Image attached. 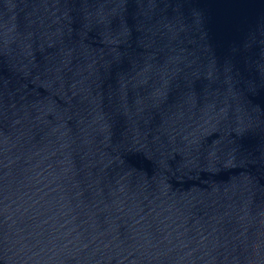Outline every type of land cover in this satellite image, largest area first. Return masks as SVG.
Segmentation results:
<instances>
[{
    "label": "water",
    "instance_id": "water-1",
    "mask_svg": "<svg viewBox=\"0 0 264 264\" xmlns=\"http://www.w3.org/2000/svg\"><path fill=\"white\" fill-rule=\"evenodd\" d=\"M0 264H264V0H0Z\"/></svg>",
    "mask_w": 264,
    "mask_h": 264
}]
</instances>
